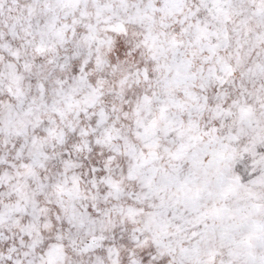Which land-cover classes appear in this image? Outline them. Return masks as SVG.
Instances as JSON below:
<instances>
[{
    "label": "snow or ice",
    "instance_id": "6c2138e0",
    "mask_svg": "<svg viewBox=\"0 0 264 264\" xmlns=\"http://www.w3.org/2000/svg\"><path fill=\"white\" fill-rule=\"evenodd\" d=\"M0 264H264V0H0Z\"/></svg>",
    "mask_w": 264,
    "mask_h": 264
}]
</instances>
